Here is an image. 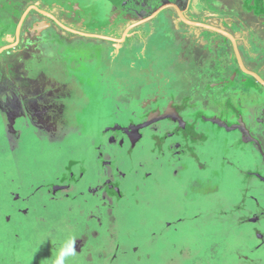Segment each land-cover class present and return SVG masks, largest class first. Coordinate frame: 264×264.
Returning a JSON list of instances; mask_svg holds the SVG:
<instances>
[{
  "label": "flooded vegetation",
  "instance_id": "af4514ba",
  "mask_svg": "<svg viewBox=\"0 0 264 264\" xmlns=\"http://www.w3.org/2000/svg\"><path fill=\"white\" fill-rule=\"evenodd\" d=\"M150 50L162 51L164 63H154ZM110 52L112 59L131 61V69L123 72L133 85L124 82L116 87L133 109L106 124L91 144L72 148L61 172L36 177L29 185L23 176L12 178L20 193L10 194L24 207L13 201L10 208L27 217L38 210L35 222L49 223L46 210L61 202L62 195L72 202L94 195L91 198L98 204L86 199L85 205L92 207L84 208L73 222L108 230L115 200L127 195L126 184L141 177L140 169L150 163L146 151L156 160L162 158L164 168H172L170 173L184 166L187 170L193 160L203 168L209 163L203 153L212 139L215 153L210 158L218 155V144L223 143L217 162L222 169L229 172L235 167L243 176L261 181L247 183L242 205L218 211L239 216L238 229L253 224L255 251L263 249L264 255V202L256 195L264 196V0H0V92L4 94L0 104L6 123L21 120L16 131L30 130L25 123L28 116L34 129H41L43 101L51 108L48 126L45 123L43 128L52 145L71 133L80 136L83 130L71 132L67 112L56 108L61 100L73 98L85 79H92L85 75L90 63ZM148 141L151 150L143 146ZM89 173L95 184L85 192L80 185ZM151 174L148 170L144 179ZM199 183L198 179L197 189ZM138 186H133L136 193ZM185 191L189 199L195 197ZM245 200H253L254 205L246 206ZM195 209V216H201V206ZM186 220L180 216L168 221L150 238L158 244L168 230L178 232ZM76 239L73 246L51 237L50 249L57 255L50 263L73 258L74 251L91 255L94 251L108 258L110 246L103 250L100 238L79 235ZM121 247L116 245L112 262L128 252L137 261L145 255L153 257L152 249L131 246L122 253Z\"/></svg>",
  "mask_w": 264,
  "mask_h": 264
},
{
  "label": "rangeland",
  "instance_id": "374dc122",
  "mask_svg": "<svg viewBox=\"0 0 264 264\" xmlns=\"http://www.w3.org/2000/svg\"><path fill=\"white\" fill-rule=\"evenodd\" d=\"M60 1L65 3V0ZM148 53L152 54L154 63H164L162 51L157 53L150 50ZM110 54L92 61L89 65L90 71L87 68L85 75L92 77L94 81L85 79V83L79 88L80 91L71 99L61 100L62 103L56 108L57 112H67L70 118L67 126L73 127L71 132L80 133L83 130L80 136L71 133L72 136L60 137L58 145L51 144L43 128L45 123L47 127L49 122V103L42 101L39 106L40 120L43 119L40 122L41 129H34L32 118L25 116L26 127L31 129L22 132L15 129L21 127V120H9L6 123L0 104V264H51V258L57 254L54 249H50L49 239L53 237L69 241L67 244L74 246L79 235L91 236L92 239L100 238L103 250L110 246L108 258L107 254L96 256L94 251L93 255L86 251H74L73 258H60L57 264H264L263 249L255 251L257 238L252 230L253 224L238 229L235 222L239 216H229L218 211L242 205L243 199H246V191L243 192V189L247 183L254 181L260 184L261 181L243 176L235 167L229 172L225 168L222 169L218 158L223 143L218 144V155L210 158L215 153L212 139L207 141L208 146L203 153V159L209 161L207 165L202 164L203 168L197 160H193L187 170L184 166L178 168V172L170 173L172 168L165 169L166 164L162 158L156 160L154 153L146 151L144 156L150 163H145V167L140 169L142 178L130 180L129 189L126 184L127 195L123 196V199L115 200L113 214L107 219V222L112 223L108 230L87 222H73L84 208L92 207L86 206L85 200L90 197L91 202L95 203L91 198L96 197L94 195L87 194L82 198L83 202L64 200L62 195L61 202L46 210L49 223L35 222L36 215L41 213L38 210L31 211L30 217H27L10 208L14 202L24 207L10 194V191L20 193L12 178L23 176L29 185L36 177L61 172L68 162L72 148L91 144L93 137L99 138V131L106 124L117 118H124L125 114L133 109L134 105L124 101L116 87L124 82L133 85L123 72L131 67V61L124 57L115 60L112 59L113 54ZM141 59L144 61L145 57L141 56ZM143 61H140V64ZM96 70L101 74L94 72ZM59 73L66 77L61 71ZM59 73L58 76L62 79ZM81 74L83 75V71ZM0 94L4 95L2 91ZM143 146L152 149L149 141L143 143ZM146 170H151L152 174L144 179ZM93 176L89 173V176L84 178L80 185L82 191H89L92 184H95ZM198 179L201 189H197ZM132 182L139 184L138 193L134 191ZM185 190H190L189 196L195 193V197L189 199L184 195ZM256 195L264 202V196L259 192H256ZM32 202L34 204L33 200ZM245 203L248 207L254 205L253 200H245ZM97 204L98 201L95 205ZM198 206H201L202 215L196 217L195 207ZM180 216H186L187 220L180 225L182 228L179 227L178 232L172 231L171 228L162 239L160 238L158 244L152 241V233L161 232L166 228L168 221H177ZM118 244L122 246V253L124 250L130 251L131 246H139L140 251L152 249L153 251H150L154 258L145 255L141 261H137L133 253L128 252L119 254L112 262L111 256ZM66 249H69V245ZM95 252L98 253L97 249Z\"/></svg>",
  "mask_w": 264,
  "mask_h": 264
},
{
  "label": "bare ground",
  "instance_id": "6f19581e",
  "mask_svg": "<svg viewBox=\"0 0 264 264\" xmlns=\"http://www.w3.org/2000/svg\"><path fill=\"white\" fill-rule=\"evenodd\" d=\"M98 11H99V10H98ZM102 11H103V10H102ZM99 14H103V15H104V13H100V12H99ZM92 16H93V15H92ZM92 18H93V17H92ZM96 19H97V17H96ZM98 19H99V18H98ZM94 20H95V19H94ZM91 21H92V20H91ZM96 23H97V22H96ZM91 24H92V23H91ZM117 149H118V148H117Z\"/></svg>",
  "mask_w": 264,
  "mask_h": 264
}]
</instances>
